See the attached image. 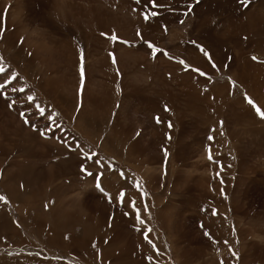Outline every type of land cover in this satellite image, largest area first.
Masks as SVG:
<instances>
[{
	"label": "rangeland",
	"instance_id": "obj_1",
	"mask_svg": "<svg viewBox=\"0 0 264 264\" xmlns=\"http://www.w3.org/2000/svg\"><path fill=\"white\" fill-rule=\"evenodd\" d=\"M156 3L0 0V264H264V0Z\"/></svg>",
	"mask_w": 264,
	"mask_h": 264
},
{
	"label": "snow or ice",
	"instance_id": "obj_2",
	"mask_svg": "<svg viewBox=\"0 0 264 264\" xmlns=\"http://www.w3.org/2000/svg\"><path fill=\"white\" fill-rule=\"evenodd\" d=\"M142 2V0H136V3L137 4H140ZM150 2H151V5H152V7L153 8H160V7H163V5H160V4H157L156 3V0H150ZM197 2H198V0H197ZM240 3L243 5V6H247L248 4H250L251 3V0H240ZM188 13H185V15H187ZM156 15H158V12H156V11H151L150 13H145V16H144V18L147 20L148 18H149V16H156ZM102 35H105V34H102ZM138 35H139V33H138ZM111 39H113V40H116V39H118V37H116L115 35H113L112 37H111ZM246 39V38H245ZM125 43H127V41H125ZM150 47H152V45L150 44L149 45ZM202 51H203V49H201ZM207 54V53H206ZM83 58V57H82ZM210 58V57H209ZM253 58V60H256L257 59V57H255V56H253L252 57ZM113 62H115V60L113 59ZM4 71V69L3 68H0V72H3ZM81 75L83 76V68H81ZM13 79H15V77H13ZM0 88H3V85H0ZM29 99H32V97H29ZM248 103L249 104H252L253 103V101L251 100V99H249L248 100ZM168 109L166 108V111H167ZM44 110L43 109H41V112H43ZM256 111H257V113L261 116V118H264V111H261V109L259 108V107H256ZM22 115H23V113H22ZM157 119V123H160L161 121L159 120V117H157L156 118ZM26 123L28 122L27 120L25 121ZM168 127L169 128H172L173 127V125L169 122L168 123ZM43 134V133H42ZM169 139H171V137L169 136ZM209 139L211 140V139H213V137H209ZM211 150L209 149V152H210ZM168 153H167V151L165 150V155H167ZM88 159L89 160H91L92 159V157L91 156H89L88 157ZM209 159L211 160L212 159V156H211V154L209 155ZM96 163H99V161L97 160V161H95ZM88 175H93V173L92 172H88L87 173ZM97 175L98 176H103V173H97ZM97 187H101L100 186V184L98 183L97 184ZM101 190L103 191V189L101 188ZM124 193H121L120 194V199H121V201H123V198H124ZM0 201H4L5 203H7V200H6V198L5 197H3V196H0ZM130 204H131V206L133 207V209H135V211H136V213H137V219H139L140 218V216H139V209L138 208H136V204H135V200H131L130 201ZM146 207V206H145ZM214 215L216 214V213H213ZM141 223H143V221L141 220ZM206 235H208V233H206ZM233 255H235V253L233 252Z\"/></svg>",
	"mask_w": 264,
	"mask_h": 264
},
{
	"label": "bare ground",
	"instance_id": "obj_3",
	"mask_svg": "<svg viewBox=\"0 0 264 264\" xmlns=\"http://www.w3.org/2000/svg\"><path fill=\"white\" fill-rule=\"evenodd\" d=\"M41 2H42V1H41ZM39 5H40V4H39ZM43 9H44V8H43ZM20 11H21V10H20ZM44 13H45V12H44ZM16 14H17V13H16ZM18 14H19V12H18ZM199 14H200V13H199ZM30 15H31V14H30ZM201 15H202V14H201ZM11 17H12L11 20H14V21H15V19H13L14 16L11 15ZM18 17L20 18V15H19ZM7 18H10V17H7ZM15 18H17V17H15ZM202 19H203V18H202ZM7 20H8V19H7ZM205 21H206V20H205ZM257 21H258V23L260 22L261 25L263 26V24H262V22H261L260 19H254V20H253V22H256V23H257ZM6 24H7V23H6ZM8 24H9V26L11 27V24H10V23H8ZM16 24H17V23H16ZM2 25H3V24H1V26H2ZM1 26H0V27H1ZM7 26H8V25H7ZM19 26H20V25H19ZM21 27H22V25H21ZM147 27H148V26H147ZM178 27H179V26H178ZM178 27H177V28H178ZM4 28H5V27H4ZM4 28H3V29H4ZM7 28H9V27H7ZM172 28H173V27H172ZM177 28H176V29H177ZM173 29H174V28H173ZM179 29H180V28H179ZM8 30H10V29H8ZM180 30H181V29H180ZM261 30L264 31V28L261 29ZM13 31H15V30H13ZM174 31H175V30H174ZM178 31H179V30H178ZM7 32H8V31H7ZM7 32H6V33H7ZM9 32L11 33V31H9ZM6 33H5V34H6ZM13 33H14V32H13ZM260 33H262V32H260ZM8 35H9L8 33L5 35V37H4L5 40L3 41V44H6V40H7V36H8ZM219 35H220V34H219ZM170 37H171V36H170ZM172 37H173V36H172ZM197 38H198V37H197ZM210 44H211V43H210ZM201 45H202V44H201ZM207 46H209V45H207ZM210 47H211V46H210ZM210 47H209V48H210ZM211 48H212V47H211ZM212 49L214 50V48H212ZM210 50H211V49H210ZM211 52H212V51H211ZM141 54H142V53H141ZM135 57H136V56H135ZM139 58H140V57H139ZM157 58H158V57H157ZM245 62H246V61H245ZM163 64H164V63H163ZM151 71H152V70H151ZM154 71H155V70H154ZM157 73H158V72H157ZM67 77H68V76H67ZM70 77H71V76H70ZM71 78H72V77H71ZM66 83H67V82H66ZM67 84H68V83H67ZM64 85H65V84H64ZM198 100H199V99H198ZM194 103H195V102H194ZM205 116H206V115H205ZM16 121H17V120H16ZM150 138H151V137H150ZM50 143H51V142H50ZM173 156H174V154H173ZM154 157H155V156H154ZM197 171H198V170H197ZM240 218H241V217H240ZM175 249H176V248H175Z\"/></svg>",
	"mask_w": 264,
	"mask_h": 264
}]
</instances>
